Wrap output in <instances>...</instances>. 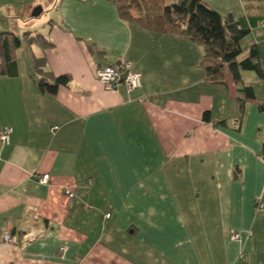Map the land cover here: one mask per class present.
<instances>
[{
	"label": "crops",
	"instance_id": "1",
	"mask_svg": "<svg viewBox=\"0 0 264 264\" xmlns=\"http://www.w3.org/2000/svg\"><path fill=\"white\" fill-rule=\"evenodd\" d=\"M27 1L8 15L44 14L41 0ZM99 1L108 24L59 10L62 25H48L47 69L71 76L56 95L38 91L28 52L0 75V132L11 129L0 138V264H264V81L243 73L253 99L229 74L213 84L200 46ZM206 2L250 27L242 57L255 45L264 68V1ZM119 60L141 73L140 87L97 79Z\"/></svg>",
	"mask_w": 264,
	"mask_h": 264
},
{
	"label": "trees",
	"instance_id": "2",
	"mask_svg": "<svg viewBox=\"0 0 264 264\" xmlns=\"http://www.w3.org/2000/svg\"><path fill=\"white\" fill-rule=\"evenodd\" d=\"M106 1L115 7L118 18L123 21L136 23L150 31L187 38L200 46L203 52L200 66L209 82L225 84L229 74L238 85V93H244L246 99H253L252 87L245 84L243 73L251 72L258 80L264 81V68L261 66L257 47L250 46L242 57L245 51L240 42L249 33L250 27L232 13L223 15L206 0ZM23 43L30 57L31 76L36 80L41 94L54 96L61 86L69 85V74L55 75L47 69L44 51L53 47V44L45 35H32L31 31H24L22 38L13 31H0V75L6 74L10 64L17 60L16 53ZM34 46L40 49V54L34 52ZM89 47L90 51H94L93 45L89 44ZM97 52L104 57L105 51ZM245 98L237 99L241 111L234 122L237 129L242 122ZM202 117L205 121H210L208 111ZM217 124L226 123L220 121Z\"/></svg>",
	"mask_w": 264,
	"mask_h": 264
},
{
	"label": "rangeland",
	"instance_id": "3",
	"mask_svg": "<svg viewBox=\"0 0 264 264\" xmlns=\"http://www.w3.org/2000/svg\"><path fill=\"white\" fill-rule=\"evenodd\" d=\"M27 2L29 1L0 0V22L3 23L2 25H0V31H13L19 38H22L23 32L27 29L31 31L32 35H45L50 23L52 26L54 25V27H56L57 24L62 25L61 18L58 15L59 10L63 13H65V11L67 13L68 11L69 13L74 15L79 14V17L83 18H90L86 15L83 16L82 14L84 13H87L88 15H94L99 19L100 25L108 24L107 22L109 20L107 8H103L102 6L105 4H103L99 0H57V4L55 7V0H41L42 5L44 6V8H46L44 14L36 17L32 16L31 19H28L26 12L18 14L20 16V18H18L19 20H17L15 15L9 16L11 14L7 13L16 10L24 11L23 3ZM87 43L94 46V51H90V47L87 45V47H89V54L93 57H99L98 59L101 62H104L103 59H101L102 55L97 52V50L104 51V49L91 41H88ZM27 52L28 51L25 48V44L23 43L18 50V53L26 54ZM36 53L40 54L39 50H36Z\"/></svg>",
	"mask_w": 264,
	"mask_h": 264
},
{
	"label": "built area",
	"instance_id": "4",
	"mask_svg": "<svg viewBox=\"0 0 264 264\" xmlns=\"http://www.w3.org/2000/svg\"><path fill=\"white\" fill-rule=\"evenodd\" d=\"M23 1V0H17ZM96 77L97 79L108 89V90H116L121 84L126 85L130 89H135L140 87L141 85V73L135 71L130 62L125 60H119L115 63L101 65L96 69ZM56 128V127H55ZM11 129L6 128L2 132H0V138L8 143L9 135ZM50 179L49 174H43L37 178V182L41 184H46ZM66 193L69 197L73 196V193L69 190H66ZM106 217H110V214L107 213ZM231 238L233 240H240L241 235L239 232H232ZM2 240L6 243H11L14 241V237L11 235L9 231H5L2 235ZM244 257V253H240V258Z\"/></svg>",
	"mask_w": 264,
	"mask_h": 264
},
{
	"label": "water",
	"instance_id": "5",
	"mask_svg": "<svg viewBox=\"0 0 264 264\" xmlns=\"http://www.w3.org/2000/svg\"><path fill=\"white\" fill-rule=\"evenodd\" d=\"M39 12H40V8L35 9V11H34V15L39 14Z\"/></svg>",
	"mask_w": 264,
	"mask_h": 264
}]
</instances>
